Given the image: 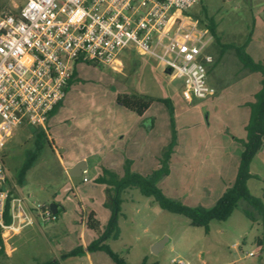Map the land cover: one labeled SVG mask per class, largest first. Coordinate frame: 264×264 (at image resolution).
Wrapping results in <instances>:
<instances>
[{
  "label": "rangeland",
  "instance_id": "obj_1",
  "mask_svg": "<svg viewBox=\"0 0 264 264\" xmlns=\"http://www.w3.org/2000/svg\"><path fill=\"white\" fill-rule=\"evenodd\" d=\"M15 2L0 0V10L11 9ZM203 7L214 18L221 43L241 44L250 33L246 52L264 60V0H201L189 10L197 15ZM218 46L213 43L209 49L215 61L207 74L215 92L191 102L181 95L180 80L162 73L153 57L130 52L122 56L119 70L77 62L65 97L45 124L46 139L39 138L37 145L34 132L22 124L1 151L11 196H17L20 186L18 195L37 220L19 232L2 229L0 264L59 259L61 251L80 244L82 221L88 219L97 227L101 222L103 231L110 207L107 186L95 182L97 175L103 168L121 174L125 162L141 175L152 172L171 141L172 129L175 145L169 173L157 186L187 206L211 207L236 175L240 146L234 138L245 136L244 103L252 99L260 78L242 67L232 48L219 57ZM131 93L153 97L141 116L116 102L119 95ZM163 99H169L172 114ZM30 154L32 166L19 185V170ZM60 159L66 167L74 163L70 171L80 162H86L87 169L71 175ZM249 168L254 174L247 182L250 194L264 203V144ZM120 196L118 238L105 243L127 264L143 259L155 264H171L172 259L185 264H264V251L257 243V237L264 240V222L245 216L248 206L242 200L225 221L211 220L204 231L186 216L161 208L138 188L129 187ZM51 203L58 205V212L53 221L43 222L40 207ZM161 239L163 246L152 252ZM90 256V261L83 255L70 256L60 264H116L104 251H91Z\"/></svg>",
  "mask_w": 264,
  "mask_h": 264
},
{
  "label": "built area",
  "instance_id": "obj_2",
  "mask_svg": "<svg viewBox=\"0 0 264 264\" xmlns=\"http://www.w3.org/2000/svg\"><path fill=\"white\" fill-rule=\"evenodd\" d=\"M15 1L11 9L0 10L2 229L8 228L2 225L7 204L11 218H18L24 202L10 194L1 151L22 124L45 128L77 62L119 70L122 56L135 52L153 57L162 73L179 79L181 95L189 102L215 92L207 80L215 61L209 51L214 39L189 10L199 0ZM48 207H40L43 222L55 219ZM171 264L185 263L172 259Z\"/></svg>",
  "mask_w": 264,
  "mask_h": 264
},
{
  "label": "trees",
  "instance_id": "obj_3",
  "mask_svg": "<svg viewBox=\"0 0 264 264\" xmlns=\"http://www.w3.org/2000/svg\"><path fill=\"white\" fill-rule=\"evenodd\" d=\"M201 1V0H199ZM205 23L209 31L211 32L214 43L218 44V56L221 57L226 48H232L238 60L242 63V67L248 72H257L260 75L259 88L253 94V100L246 102V106L249 109L248 120L244 125L245 137L234 138L236 142L240 144L239 159L237 163L236 175L234 180L226 187L225 191L217 198L215 203L206 208L202 205L187 206L179 200L168 198V196L162 193V190L157 186L159 180L169 173V160L170 156L174 151V131L172 129L171 141L168 143L163 153L159 158L158 167L152 172L141 175L137 172H133L129 163L125 162L124 169L121 174L115 173L113 170L103 168L102 171L95 178V182L103 184L106 187L107 203L110 209V216L104 227L103 231H100L97 224L91 219L87 220L86 228L93 230L96 233V238L93 239L89 244L86 245V250L91 251H104L116 264H127L119 255L112 251V249L105 243V240L112 237L113 239L118 238V216L121 209V192L129 187L138 188L139 192L143 195L152 197L158 205L167 209L168 212L182 214L190 221L192 226H202L204 231H207L208 224L211 220H223L225 221L230 215L231 211L234 210L239 200L244 201L248 207L244 209V214L249 219L253 220L257 216L264 222V203L260 197H256L250 194L247 187V180L254 174L250 172V162L252 157L261 148L264 140V61L255 60L251 55L246 52L245 46L250 41V33L245 37L241 44H225L220 42V37L216 32V22L212 16H210L206 8L200 9L196 15ZM75 77V71L73 70L72 78ZM70 79V81H71ZM153 97L139 95V94H124L119 95L116 98V102L121 104L128 110L134 111L137 115L141 116L149 107V104ZM168 107L172 114V108L169 99L162 100ZM56 110L52 111V113ZM32 132L34 137L37 138V145L39 144V138H45V131L42 127L25 125ZM172 127V125H171ZM173 128V127H172ZM50 145L51 142L47 141ZM33 155L27 156L23 168L19 170L17 182L22 184L25 172L32 166ZM8 204L5 208L3 226L11 224L12 218L8 213ZM58 209L54 213H56ZM2 227L0 226V253L4 252L3 238L1 235ZM258 239H260L258 237ZM258 246H260L259 240ZM82 249L80 246L73 247L71 250L62 253L59 259L55 258L47 260L40 264H59L60 260H64L70 256H80ZM38 264V263H37ZM140 264H155L148 263L145 259Z\"/></svg>",
  "mask_w": 264,
  "mask_h": 264
},
{
  "label": "crops",
  "instance_id": "obj_4",
  "mask_svg": "<svg viewBox=\"0 0 264 264\" xmlns=\"http://www.w3.org/2000/svg\"><path fill=\"white\" fill-rule=\"evenodd\" d=\"M250 42V41H249ZM255 59V58H254ZM255 60H260V59H255ZM264 61V60H263ZM259 83H260V78H259ZM257 91V90H256ZM256 91H254L253 93H252V99H249V100H247L246 102H249V101H251V100H253V94L256 92ZM245 102V103H246ZM61 103V102H60ZM59 103V104H60ZM244 103V104H245ZM245 106H246V104H245ZM247 107V106H246ZM247 109H248V107H247ZM56 110H57V107H56ZM55 110V111H56ZM248 115H249V109H248ZM248 115H247V117L245 118V120H243V128H244V125H245V123H246V120H248ZM48 120V119H47ZM245 132V131H244ZM245 137V136H244ZM262 144H264V140H263V142H262ZM239 146H240V144H239ZM262 146V145H261ZM260 150V149H259ZM60 162H61V164H62V166H63V168L66 170V173H67V171H70V167L74 164V163H71V164H69V165H67V167H66V165H64V161L63 160H61L60 159ZM82 165L80 166V167H77V165L76 166H74L72 169H71V171L70 172H68L69 174H71V175H77V176H79V175H82L83 173H82V171L85 169H87L86 167H87V164H86V162H80ZM236 169H237V167H236ZM251 172V171H250ZM247 182H248V180H247ZM230 183H228L227 185H226V187L229 185ZM247 185H248V183H247ZM19 187L20 186H17V193L19 194ZM226 187H225V189H226ZM17 194V195H18ZM45 205V204H44ZM21 211H18V214H19V217L17 218V217H13L12 218V221H11V224H9L8 225V229H10V230H12L14 233L15 232H19V230L23 227V226H25V225H29V224H31L33 221L35 222V220H37V216L35 215V213H33L32 211H31V209H29L28 207H27V205H25V203H23V205L21 206ZM22 215H24V216H26V218H24ZM28 219H30V220H28ZM94 219V218H93ZM99 223V226H98V229H101L102 228V223L101 222H98ZM86 222H83L82 221V226H81V231L79 232V241H80V244H78V246H80L81 247V249H82V254L81 255H83V256H85L86 258H88V260L90 261L91 260V256H90V253L91 252H89V251H87L86 250V245L87 244H89L93 239H95L96 238V234L94 233V231H92V230H90V229H87L86 227ZM60 228V227H59ZM50 240H52L51 238H49V241ZM259 240V243H260V248H261V251L263 252L264 251V240L263 239H258V237H257V241ZM258 243V242H257ZM73 247H71V248H69V249H67V251H69V250H71ZM66 250L65 251H61V254L62 253H64V252H67ZM57 253H59V250H57ZM60 254V253H59ZM60 254V255H61ZM59 255V256H60ZM67 258H70V257H67ZM67 258H65L64 260H66ZM60 262H61V260H60ZM60 262H59V264H60Z\"/></svg>",
  "mask_w": 264,
  "mask_h": 264
},
{
  "label": "water",
  "instance_id": "obj_5",
  "mask_svg": "<svg viewBox=\"0 0 264 264\" xmlns=\"http://www.w3.org/2000/svg\"><path fill=\"white\" fill-rule=\"evenodd\" d=\"M82 164L81 163H79L78 165H77V167H80ZM57 207H58V205L56 204V203H51L50 205H49V209H50V211L52 212V213H55L56 212V210H57ZM163 244H164V240L163 239H161V240H159L158 242H156L153 246H152V248H151V250H152V252H157V250H159V248L161 247V246H163Z\"/></svg>",
  "mask_w": 264,
  "mask_h": 264
}]
</instances>
